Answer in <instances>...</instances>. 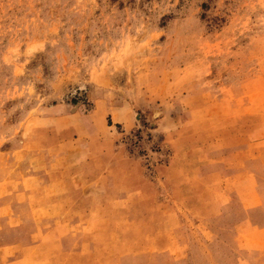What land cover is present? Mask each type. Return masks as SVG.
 <instances>
[{
    "label": "rangeland",
    "instance_id": "1",
    "mask_svg": "<svg viewBox=\"0 0 264 264\" xmlns=\"http://www.w3.org/2000/svg\"><path fill=\"white\" fill-rule=\"evenodd\" d=\"M231 108L264 133V0H0V187L53 188L61 218L72 199L113 203L95 176L117 162L163 189L186 135L240 122ZM185 213L188 263L237 261Z\"/></svg>",
    "mask_w": 264,
    "mask_h": 264
},
{
    "label": "crops",
    "instance_id": "2",
    "mask_svg": "<svg viewBox=\"0 0 264 264\" xmlns=\"http://www.w3.org/2000/svg\"><path fill=\"white\" fill-rule=\"evenodd\" d=\"M232 116L241 121L217 125L211 137L201 128L186 135L187 153L171 157L163 189L145 186L117 162L95 176L107 180L114 202L72 199L62 207L71 211L67 219L57 203L63 194L53 188L0 187V264H194L185 211L196 213L197 235L229 246L232 264H251L248 255L264 254V133L251 137L246 110L237 115L231 108ZM107 159L85 156L84 171ZM105 211L117 214L111 219Z\"/></svg>",
    "mask_w": 264,
    "mask_h": 264
}]
</instances>
